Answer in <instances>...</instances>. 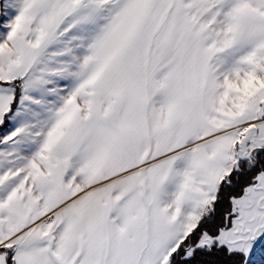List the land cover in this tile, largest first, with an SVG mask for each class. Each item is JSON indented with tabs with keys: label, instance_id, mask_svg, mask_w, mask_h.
<instances>
[{
	"label": "snow or ice",
	"instance_id": "snow-or-ice-1",
	"mask_svg": "<svg viewBox=\"0 0 264 264\" xmlns=\"http://www.w3.org/2000/svg\"><path fill=\"white\" fill-rule=\"evenodd\" d=\"M0 264H264V0H0Z\"/></svg>",
	"mask_w": 264,
	"mask_h": 264
}]
</instances>
